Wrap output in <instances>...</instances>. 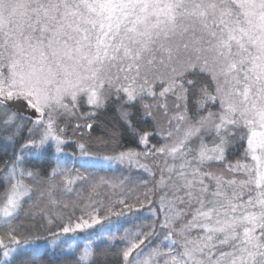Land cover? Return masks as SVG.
I'll return each instance as SVG.
<instances>
[{"label":"snow or ice","instance_id":"snow-or-ice-1","mask_svg":"<svg viewBox=\"0 0 264 264\" xmlns=\"http://www.w3.org/2000/svg\"><path fill=\"white\" fill-rule=\"evenodd\" d=\"M0 264H264V0H0Z\"/></svg>","mask_w":264,"mask_h":264}]
</instances>
